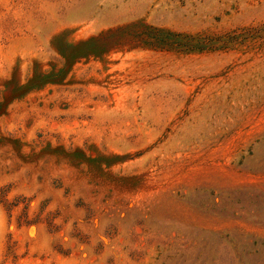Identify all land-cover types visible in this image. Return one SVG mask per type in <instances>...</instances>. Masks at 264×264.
<instances>
[{
	"label": "rangeland",
	"instance_id": "obj_1",
	"mask_svg": "<svg viewBox=\"0 0 264 264\" xmlns=\"http://www.w3.org/2000/svg\"><path fill=\"white\" fill-rule=\"evenodd\" d=\"M0 264H264V0H0Z\"/></svg>",
	"mask_w": 264,
	"mask_h": 264
},
{
	"label": "trees",
	"instance_id": "obj_2",
	"mask_svg": "<svg viewBox=\"0 0 264 264\" xmlns=\"http://www.w3.org/2000/svg\"><path fill=\"white\" fill-rule=\"evenodd\" d=\"M162 44H166L165 42H167L166 40H161Z\"/></svg>",
	"mask_w": 264,
	"mask_h": 264
}]
</instances>
